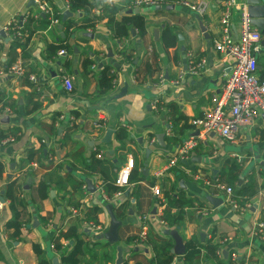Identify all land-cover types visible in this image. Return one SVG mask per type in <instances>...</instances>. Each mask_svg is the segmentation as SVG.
Instances as JSON below:
<instances>
[{
    "label": "crops",
    "instance_id": "obj_1",
    "mask_svg": "<svg viewBox=\"0 0 264 264\" xmlns=\"http://www.w3.org/2000/svg\"><path fill=\"white\" fill-rule=\"evenodd\" d=\"M33 1L32 5L31 0H0V68L9 66L17 58L23 59L26 66L23 77L7 74L0 79L3 97L0 128L13 136V140L0 142V162L4 166L0 178V199L4 200V207L0 209V264H41L42 261L62 264L61 252L53 246L60 231L66 235L62 240L65 251L72 248L75 234L82 235L91 245L110 243L99 239V235L110 229L113 216L121 222L120 242L110 243L112 261L109 264H116L119 245L123 249V262L128 258L129 264H138L149 258L153 254L147 244L150 233L170 238L172 250L176 245L173 233L178 234L184 245L195 240L204 247L206 240L211 239L221 249V254L213 258L203 248L195 264H264V240L255 230L256 223L264 220V114L250 124L239 126L234 142L218 132L206 134L194 123L211 112L212 96L229 73V61L213 45L214 39L221 36L220 17L225 0H160L161 3L140 7L134 5L135 0H105L104 4L96 0L97 6L92 12L98 14L100 20L95 28L77 27L70 33L66 32L65 22L72 19L78 23L82 14L73 13L64 20V12L69 10L68 0H41L52 12L40 10L38 0ZM108 1L122 8L120 15L137 14L134 10L139 9L138 14L145 16L147 22L145 36L132 28L127 37L115 39L105 15ZM185 1L192 4L205 1L207 11L201 14ZM239 2L246 4V0ZM54 8L62 15L54 17L58 20L55 22ZM241 12L237 8L233 14L231 31L235 38L240 30ZM46 14L50 22L44 19ZM16 16L26 17L25 49L21 46L13 49L12 38L5 30ZM167 30L175 40L170 47L165 44ZM60 43L69 45L71 51L66 50L63 56L57 51L51 58L50 45ZM123 52L132 55L134 62L126 60ZM86 59L94 60L87 74L83 67ZM148 59L158 71L146 77L144 66ZM201 61H205L204 67L192 75L190 66ZM104 65L113 66L116 86L103 96L99 94V78ZM136 71L140 72L139 77ZM29 74L38 77L37 83L29 79ZM257 74L264 77L263 33ZM64 76L72 80V91L66 89ZM151 80L156 84H151ZM155 100L160 101L158 110L153 106ZM171 105L177 108L176 112L170 111ZM6 106L12 113H3ZM74 111L78 113L75 116L77 127L65 138L64 132L70 125L58 124L55 117L57 113ZM95 119L102 120V128H95ZM53 123L59 129V136L48 132ZM120 125L127 130L124 150L119 148L120 142L116 139ZM109 129L114 132L107 141ZM158 134H164L162 145ZM59 139L62 142H58ZM191 139L196 145L188 157L166 169L170 158ZM49 149L52 150L50 155L47 154ZM148 149L152 150L149 156ZM33 150L37 152L36 159L28 162ZM94 151L117 166L114 172L117 176L132 156L143 179L120 195L103 197L100 175L86 176L80 171L84 159L89 160ZM51 161L62 166L57 174L64 176L68 168L76 178L86 179V189L73 191L71 185L64 188L53 182L46 190L47 197H43L38 186ZM234 161L242 163V170L239 182L230 183L223 171ZM195 174L201 178H195ZM12 180L19 183L29 218L19 236H14L6 225L13 211L2 190ZM206 180L212 183L219 180L231 186L233 194L217 192L214 186L205 184ZM245 185L248 191L239 195L237 191ZM154 186L161 189L162 197L154 194ZM165 193L181 194L189 201L183 206L182 222L174 226H169L162 218L167 207ZM208 196L219 201L212 203ZM71 197L81 204L78 215L71 211ZM124 201L128 203L127 210L118 218L117 207ZM95 205L102 208L98 214L102 231L90 228V222L85 219V212ZM176 211L177 208L172 209V213ZM135 236L138 237L135 241H126ZM34 245L39 246L40 252ZM102 251V247L96 249L98 254ZM176 256L172 264H185L181 255ZM81 264H101V259L88 252L81 257Z\"/></svg>",
    "mask_w": 264,
    "mask_h": 264
},
{
    "label": "trees",
    "instance_id": "obj_2",
    "mask_svg": "<svg viewBox=\"0 0 264 264\" xmlns=\"http://www.w3.org/2000/svg\"><path fill=\"white\" fill-rule=\"evenodd\" d=\"M107 12L105 15L108 17V20L110 24L112 25V31H113V37L115 39H120L127 37L130 33V30L132 28H135L140 36H145L147 33V22L145 16L142 14H131V15H120L122 8L116 6L115 4H112L111 2H107L106 4ZM97 6L96 0H68V8L72 13H79L82 14L80 17L78 23H75L72 19H69L65 22L67 33H70L72 29L74 28H95L96 24L100 20L98 14L93 13V9ZM84 13V14H83ZM61 14L57 9H53L52 18H61ZM48 18V22H50L49 14H46V18ZM54 18V19H55ZM26 24V22H25ZM8 31L10 34H12V25L8 26ZM168 31V37L165 38V44L166 47L173 46L175 44L174 36L172 33ZM28 36L25 35L24 39H12V48L16 49V47L21 46L25 49V42H27ZM60 49L70 50L71 47L65 43H60L58 45H50L49 47V56L51 58L55 57V54ZM122 55L125 57L128 61H133L134 58L132 55H127L125 52L122 53ZM94 63L93 59H86L83 62L84 67V73L87 74L89 66H91ZM157 66H155L151 61H146L144 69L147 71L145 76L147 77L149 74L152 76L154 73H156L158 70L156 69ZM154 70V71H153ZM153 71V72H152ZM135 74H139V71H136ZM154 79V78H152ZM156 81L151 80V84H156ZM100 83V95H108L110 94L116 86V72L114 71L113 66L111 65H104L102 67L101 75L99 78ZM3 100L2 95L0 94V101ZM160 105V103H159ZM172 106V107H171ZM169 106L171 112H176L177 108L173 105ZM61 115V113H57L56 115V121L58 122V118ZM72 115L77 116V112H72ZM183 118V117H181ZM55 120V119H54ZM55 121V123H56ZM102 121V120H101ZM55 123L51 124L49 126L48 132H50L53 136H59V129L55 126ZM76 123H74L72 126L66 127L65 138L69 137L72 133V131L76 130ZM96 128V127H95ZM175 132V131H174ZM176 134V133H175ZM174 134V135H175ZM11 133L5 132L3 129L0 128V142H2L4 139H7L8 137H11ZM172 135L171 138L173 139L175 136ZM13 137V136H12ZM127 137V130L124 126L120 125L118 126L116 130V139L118 142H120L119 148L121 150H124L125 145V139ZM58 142H62L60 139ZM65 142V139L63 140ZM99 151V149H96ZM94 151L90 157L89 160L84 159L82 168L80 171L83 172L84 175L89 176L93 174H99L102 179V188L106 192L108 196H113L115 193H117L120 190V187L116 184V177L117 174L114 172L117 171V166L109 161L104 160L102 157L99 156L98 152ZM52 152L51 149L47 152L48 155H50ZM41 153H44L43 151ZM37 152L35 150L31 151L28 155V162H31L32 160L36 159ZM45 154V153H44ZM61 165H55L52 163V161L49 163V166L47 167V172L44 175L42 181L39 183L38 190L42 193L43 197H47L46 190L48 186H50V183H56L62 185L64 188H67L68 185H71L73 191H79L82 192V188L84 186V183L86 179H78L73 174V171L71 169H66V174L64 176H61L58 173V170L61 168ZM242 170V163L238 161L229 162L227 166L224 169V174L228 176L227 180L230 183H235L236 181L239 182L238 175L240 174ZM4 171V166L0 162V178L2 177ZM143 174L140 171L139 166H137L136 160H135V167L132 171V174L130 176V182L137 184L141 179H143ZM221 183L219 180L217 181ZM151 185H154L152 182ZM248 191L247 185L242 186L237 193L239 195H243ZM4 198L8 201L10 209L13 211V217L7 222L8 229H11L14 232V236H19L21 234L22 228L25 226L26 222H29V218L27 216V203L24 202V200L21 197V188L19 187V183L17 180H12L7 183V185L2 190ZM68 194V191L65 193ZM166 194V200H167V207L164 210L163 213V220L166 221V223L169 226H174L182 222L185 211L183 209V206L188 204L189 201L186 200L181 194L180 195H170L168 193ZM73 196V193H72ZM71 206L74 207H80V202L75 201L73 197H71ZM127 201H124L117 207V217L122 218L127 210ZM177 208V211L175 213H172V209ZM102 208L100 206H92L85 212V219L86 221L94 224L95 226H99V218L98 214ZM82 222V221H78ZM66 237L64 231H60L56 238L53 241V246L56 251L61 252V262L62 264H81V257L90 252L93 255H96L97 257H100L101 264H109L111 259L110 251L108 250V247L111 245L110 243H100L96 242L93 245L89 244L88 241H85V238L80 234H75L74 239H72L74 242L72 244V248L68 251H65L64 243L62 240ZM138 237H132L126 239L128 243L133 242ZM147 244L151 247L153 254L146 258L143 262L139 261L138 264H172L175 257H177L172 252L173 242L170 238L160 236L158 234H149L147 236ZM35 250L37 252H40V248L38 245H34ZM98 247H102L103 251L100 252L101 254L96 253V249ZM205 248L207 250V253L210 257L217 258V249L218 246L214 245L212 243L211 239L206 240L204 247L202 245H199L195 240H189L185 244V252L181 255V257L184 259L185 264H195L198 262L201 258L202 250ZM41 264H49L47 261H42ZM123 264H129L128 258L125 259Z\"/></svg>",
    "mask_w": 264,
    "mask_h": 264
},
{
    "label": "built area",
    "instance_id": "obj_3",
    "mask_svg": "<svg viewBox=\"0 0 264 264\" xmlns=\"http://www.w3.org/2000/svg\"><path fill=\"white\" fill-rule=\"evenodd\" d=\"M39 9L46 12H52L51 7L44 1L38 0ZM161 3L160 0H135V6L152 5ZM185 4L199 13L203 14L207 11L208 3L200 1L197 4H192L185 1ZM241 9L240 17V30L238 36L235 38L232 35V20L235 9ZM26 17H14L10 23L5 27L6 31L12 39H24L26 33L24 22ZM58 21L56 19L53 20ZM13 27L12 34L8 31V26ZM221 36L214 39V48L224 55L229 61L227 69L229 70L228 76L222 83L219 91L215 92L212 96L213 109L203 119H196L194 123L201 127L206 133L218 132L224 139L228 141H236L238 127L244 124H250L259 115L264 114V77L257 74L258 68V53L262 48V33L251 22V17L248 12L247 5H241L239 0H225L224 8L220 17ZM66 54L65 49L58 51L59 56ZM205 61H201L196 65L190 66V73L192 75L198 74L199 70L204 67ZM26 73V66L24 60L17 58L9 66L0 68V79L13 74L16 77H23ZM162 76H160V79ZM29 79L33 82L38 81L35 74H29ZM65 87L68 91H72L73 83L70 77L64 76L63 78ZM160 101L155 100L153 106L158 110L161 107L158 105ZM3 113H12L10 107H4ZM3 114L0 112V117ZM100 119L94 120V126L102 128L103 124ZM76 117L70 113H61L58 118V124L65 123L71 126L75 123ZM13 140L12 137L4 139L2 143ZM196 145L194 139L186 142L180 147L178 154L171 157L166 169L176 166L181 159L188 157L190 151ZM135 167V160L131 156L126 163L119 170L116 178V184L120 187L117 194L124 193L129 189L133 183L130 182V176ZM195 178H201L199 174H195ZM206 185H212L216 188L217 192L225 193L227 195L233 194V188L225 184L206 180ZM86 189V185L83 186ZM154 194L162 197L161 189L158 186L153 188ZM100 190L103 197L107 198V194L102 187ZM234 206H237L235 204ZM249 206V205H248ZM4 207V200L0 199V209ZM71 211L74 215L79 214V207L71 206ZM92 229L102 231V227L95 226L90 223ZM256 234L264 240V220H260L255 225ZM217 254H221V249L217 250Z\"/></svg>",
    "mask_w": 264,
    "mask_h": 264
},
{
    "label": "water",
    "instance_id": "obj_4",
    "mask_svg": "<svg viewBox=\"0 0 264 264\" xmlns=\"http://www.w3.org/2000/svg\"><path fill=\"white\" fill-rule=\"evenodd\" d=\"M101 1L103 4L105 3V0H101ZM31 4L32 5L34 4L33 0H31ZM246 4H247L249 15L251 17L252 24L255 27H257L264 34V0H246ZM134 12L138 13L139 9H135ZM72 15H73V13L70 10L65 11L64 12V20L66 18L72 16ZM115 66L118 67L119 65L115 64ZM125 88L123 89V92L126 91ZM113 132H114L113 129H109V131L107 133V141H110V138H111ZM157 138L159 140V143L162 145L164 134H158ZM151 151H152L151 149L147 150V156L150 155ZM144 170L146 171V169H144ZM208 200L212 203H215V204L219 201L218 199H215L212 196H208ZM120 225H121V222L118 221L116 219V217L113 216V220H112V224H111L110 229L107 232L99 235V239H106L111 244H116V243L120 242V238L118 236V228ZM173 235L176 239V245H175L174 249L172 250V252L175 253L176 255L184 254L185 245L182 243V241H181V239L177 233H173ZM117 251H118V254H117L116 264H121L124 260L123 259L122 246L119 245L117 247ZM56 261L57 260H54L55 263H56ZM57 264H59V263H57Z\"/></svg>",
    "mask_w": 264,
    "mask_h": 264
}]
</instances>
